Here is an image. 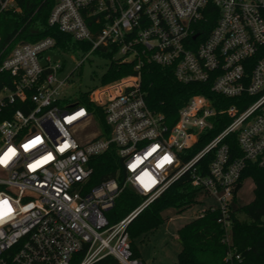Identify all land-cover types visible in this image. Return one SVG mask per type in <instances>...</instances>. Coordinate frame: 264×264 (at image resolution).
Listing matches in <instances>:
<instances>
[{
    "label": "built area",
    "instance_id": "2783aa9c",
    "mask_svg": "<svg viewBox=\"0 0 264 264\" xmlns=\"http://www.w3.org/2000/svg\"><path fill=\"white\" fill-rule=\"evenodd\" d=\"M6 10L20 8L0 0ZM48 21L91 45L84 58L117 47L115 58L134 62L135 73L88 93L104 108L105 135L82 102L85 92L71 99L58 78L62 64L45 54L56 49L54 37L21 41L2 61L12 82L0 88V114L7 115L0 120V264H95L109 256L145 264L134 256L128 226L185 175L199 196L216 200L197 216L220 211L229 242L243 173L249 162L264 166V0H57ZM150 62L171 66L180 82L208 83L215 99L193 94L170 124L142 90ZM229 99L227 107L215 103ZM94 125L101 129L84 132ZM201 138L208 140L185 160ZM112 144L124 183L89 185L91 158ZM126 187L143 199L111 223L106 213Z\"/></svg>",
    "mask_w": 264,
    "mask_h": 264
},
{
    "label": "trees",
    "instance_id": "16d2710c",
    "mask_svg": "<svg viewBox=\"0 0 264 264\" xmlns=\"http://www.w3.org/2000/svg\"><path fill=\"white\" fill-rule=\"evenodd\" d=\"M20 10L0 12V65L10 51L21 41H37L52 36L56 40V49L61 52L86 54L91 45L76 40L72 35L49 24V15L57 0H16ZM117 47H100L94 53L108 60L107 70L101 78L102 85L121 79L135 73L134 62H122L115 58ZM142 90L148 106L163 113L170 124H173L178 111L190 96L203 93L215 99L209 91L208 83L180 82L171 66L157 63H147L141 70ZM12 76L6 71H0V88L10 84ZM102 91L99 90L96 95ZM88 93L82 95V102L96 113V118L104 129L105 135H110V129L104 119V108L94 104L88 98ZM234 100L215 102L218 107H227ZM18 104L8 108L16 109ZM0 114V120L6 117ZM225 123L218 124L214 132L221 130ZM199 142L187 152V160L206 142ZM233 156L241 154L237 139L229 136ZM205 159V158H204ZM94 171L89 185H95L108 178H116L124 183L126 172L123 159L119 156L116 145L112 144L105 152L91 158ZM251 177L255 183L254 198L249 203L237 206L232 210V229L229 242L226 240V230L218 221L220 211L208 210L203 216H196L190 222L179 228L178 234L182 248L178 253L180 264H264V166L249 162L241 181ZM199 188L193 185L189 175H185L172 184L162 195L144 209L128 226L134 256L140 257L134 240L147 232L163 225L168 217L164 212L176 208L182 212L199 202ZM143 197L131 187H126L117 198L115 205L107 211L111 223L119 221L134 209ZM114 257H106L95 264H117Z\"/></svg>",
    "mask_w": 264,
    "mask_h": 264
},
{
    "label": "rangeland",
    "instance_id": "374dc122",
    "mask_svg": "<svg viewBox=\"0 0 264 264\" xmlns=\"http://www.w3.org/2000/svg\"><path fill=\"white\" fill-rule=\"evenodd\" d=\"M45 54L51 55L54 60L62 64L58 78L65 80L64 89L71 99L76 100L82 93L102 86L101 78L107 70V59L94 52L84 58V54L80 52H61L55 48L47 50ZM99 128L101 129L100 125L89 126L84 132L98 131ZM254 188L253 179L246 178L236 196L234 206H241L252 201ZM215 202V198L201 195L198 203L182 212H178L176 208L167 209L164 214L168 220L163 225L134 240L140 258L145 264H180L178 253L182 243L178 234L179 228L194 219L209 204Z\"/></svg>",
    "mask_w": 264,
    "mask_h": 264
},
{
    "label": "water",
    "instance_id": "95a60500",
    "mask_svg": "<svg viewBox=\"0 0 264 264\" xmlns=\"http://www.w3.org/2000/svg\"><path fill=\"white\" fill-rule=\"evenodd\" d=\"M242 185V183L240 182V183H238V185H237V187H236V189H238L240 186Z\"/></svg>",
    "mask_w": 264,
    "mask_h": 264
},
{
    "label": "snow or ice",
    "instance_id": "6c2138e0",
    "mask_svg": "<svg viewBox=\"0 0 264 264\" xmlns=\"http://www.w3.org/2000/svg\"><path fill=\"white\" fill-rule=\"evenodd\" d=\"M0 162H2V161H0Z\"/></svg>",
    "mask_w": 264,
    "mask_h": 264
}]
</instances>
